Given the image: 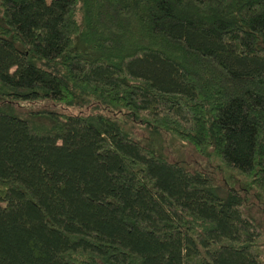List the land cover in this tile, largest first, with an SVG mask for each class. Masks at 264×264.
<instances>
[{
    "label": "trees",
    "instance_id": "trees-1",
    "mask_svg": "<svg viewBox=\"0 0 264 264\" xmlns=\"http://www.w3.org/2000/svg\"><path fill=\"white\" fill-rule=\"evenodd\" d=\"M107 109L264 198V0H0V264H264L240 193Z\"/></svg>",
    "mask_w": 264,
    "mask_h": 264
},
{
    "label": "rangeland",
    "instance_id": "rangeland-1",
    "mask_svg": "<svg viewBox=\"0 0 264 264\" xmlns=\"http://www.w3.org/2000/svg\"><path fill=\"white\" fill-rule=\"evenodd\" d=\"M56 109L63 113H86L88 108L70 107L64 103L39 100L35 103H20L18 109L27 113L28 109L40 112L42 109ZM109 116L117 119L123 128L140 144L151 149L165 159L177 162L189 170L207 172L220 190L233 189L240 193L244 201V211L251 216L264 232V198L257 192L251 180L226 166L216 157L211 148L199 152L190 142L177 135L129 121L124 112L107 109Z\"/></svg>",
    "mask_w": 264,
    "mask_h": 264
}]
</instances>
